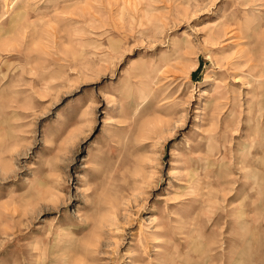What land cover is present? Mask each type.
I'll use <instances>...</instances> for the list:
<instances>
[{"label": "rangeland", "instance_id": "rangeland-1", "mask_svg": "<svg viewBox=\"0 0 264 264\" xmlns=\"http://www.w3.org/2000/svg\"><path fill=\"white\" fill-rule=\"evenodd\" d=\"M0 264H264V0H0Z\"/></svg>", "mask_w": 264, "mask_h": 264}]
</instances>
